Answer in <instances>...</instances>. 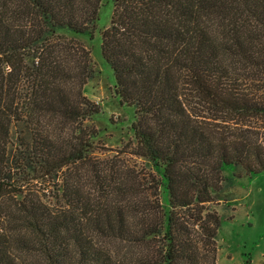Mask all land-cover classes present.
I'll use <instances>...</instances> for the list:
<instances>
[{
    "label": "trees",
    "instance_id": "1",
    "mask_svg": "<svg viewBox=\"0 0 264 264\" xmlns=\"http://www.w3.org/2000/svg\"><path fill=\"white\" fill-rule=\"evenodd\" d=\"M103 1L0 0V264H215L209 205L223 182L264 173L245 123L264 116V0H111L101 56L155 193L94 163L82 136L98 111L78 37Z\"/></svg>",
    "mask_w": 264,
    "mask_h": 264
},
{
    "label": "rangeland",
    "instance_id": "2",
    "mask_svg": "<svg viewBox=\"0 0 264 264\" xmlns=\"http://www.w3.org/2000/svg\"><path fill=\"white\" fill-rule=\"evenodd\" d=\"M112 8V1L104 0L92 37H78L89 50L92 63V77L83 86V96L98 111L83 120L82 136L92 142L94 163L111 162L112 165L115 163L118 167L133 171L148 193H153L154 190L149 189L153 187V168L132 155L134 142L130 126L134 121L133 110L119 104L113 91L112 72L101 56L100 35L109 26ZM245 123H252L249 131L259 134L262 139L260 141H264L263 115L257 119H246ZM53 125L60 128L54 132ZM71 127L67 123L46 124L47 131L69 140L72 138ZM15 137L16 134L13 136L14 141ZM55 184L58 182L47 180L38 185L44 190V199L50 203L54 202L52 197ZM221 188L222 191L215 195L208 207L221 219L215 240V264H264V173L250 180L241 178L232 183L223 182Z\"/></svg>",
    "mask_w": 264,
    "mask_h": 264
}]
</instances>
